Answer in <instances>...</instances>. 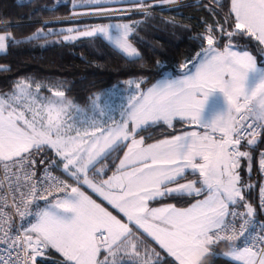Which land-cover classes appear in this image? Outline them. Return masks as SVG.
I'll use <instances>...</instances> for the list:
<instances>
[{"label": "snow or ice", "instance_id": "snow-or-ice-1", "mask_svg": "<svg viewBox=\"0 0 264 264\" xmlns=\"http://www.w3.org/2000/svg\"><path fill=\"white\" fill-rule=\"evenodd\" d=\"M101 2L89 0L93 5ZM130 4L145 16L153 8L145 0H130ZM115 11L96 9L97 14ZM230 20L233 31L224 27ZM139 23L115 25V35L110 32L113 26H97L79 31V35L99 33L126 58H142L129 41ZM73 31L78 30H67ZM216 31L227 37L222 50ZM56 34L65 41L76 39L63 31ZM237 34L264 45V0H230L224 24L207 26L199 37L200 51L180 65L178 77L157 81L146 90L141 89L143 78L127 81L130 87L134 84L135 91L119 121L105 118L99 96L91 100L97 116L77 121L73 113L83 110L67 100L64 91L49 89L51 97H41L45 85L36 83L33 90L26 79L18 81L10 93L0 95V164L4 171L0 179V244L7 252L6 259L0 256V264H37L38 257L53 249L64 257L60 264H123L124 257L130 258V264H199L210 246L233 241L235 222L227 217L241 214L230 212V206L243 201L244 189L250 187L241 183L238 169L241 158L252 157L241 147L253 148L264 132V67L258 66L248 51L234 50L232 38ZM43 35L38 29L26 39ZM21 42L0 35V52ZM3 70L7 69L0 67ZM174 121L203 131H183L146 146L143 137L137 139L147 127L162 122L172 128ZM122 148L127 150L111 176L107 165L96 167ZM47 152H53L56 159L48 161L43 180L35 181L36 157ZM259 164L264 171V153ZM53 168L60 169L65 179L53 176ZM186 169H191L192 175L198 173V180L179 183ZM85 187L122 217L87 195L82 190ZM173 194L204 198L187 208L149 207V201ZM50 196L53 199L49 200ZM261 198L264 201V188ZM36 200L47 204L33 214L30 206ZM244 207L247 211L242 214L240 236L255 213L250 204ZM8 209L21 219L34 215L35 223L11 236ZM152 244L174 259L162 260ZM227 255L242 264H264V247L233 246Z\"/></svg>", "mask_w": 264, "mask_h": 264}, {"label": "trees", "instance_id": "trees-1", "mask_svg": "<svg viewBox=\"0 0 264 264\" xmlns=\"http://www.w3.org/2000/svg\"><path fill=\"white\" fill-rule=\"evenodd\" d=\"M85 1L87 0H0V24H10L1 26L0 34L22 41L11 43L6 51L0 54V67L7 69L0 71V95L10 93L18 81L26 79L34 85L36 83L45 85L40 92L47 97L52 95L49 89L64 91L67 100L73 101L80 108L90 109L91 100L96 95L114 88L124 89L127 81L143 78L144 83L141 84V89L146 90L166 74L178 75L180 65L194 58L195 53L200 51V35L206 32L208 25L215 28L217 22L224 24L230 7V0H219V3L215 0H204L196 5L154 10L148 16L132 14L114 18L63 19L72 16L75 2ZM155 2L158 0H145V3ZM123 5H127L124 7L132 6L130 2ZM113 21L134 24L140 22L130 34L129 41L137 48L142 58H126L101 37L68 43L63 40L62 35L56 34L66 27L76 26L78 31H81ZM231 23L230 20L228 25H224L229 31L234 30L230 27ZM38 29H42L46 35L32 40L26 39ZM50 30L52 34H48ZM64 34L66 35V32ZM214 34L222 50L227 37H222L219 31ZM232 42L236 45L235 49L248 51L256 59L258 66L264 67L263 45L254 38L239 34L233 36ZM203 44L207 47L206 41ZM132 60L135 62H131ZM196 129L194 125L188 126L179 121H174L172 128L161 122L140 131L137 139L143 137L147 145L179 135L183 131ZM126 150L122 148L114 152L96 167L107 165V175L111 176L115 166L119 164V158L123 157ZM251 150L252 174L246 175L243 184L245 185L249 179L252 181L245 192L252 200V207L259 211L258 192L262 181L259 161L260 154L264 150V132L258 137L257 144ZM44 154L56 159L53 152ZM191 180H198V174L192 175L191 172H187L185 178L179 179L178 182L184 183ZM197 186L199 187V184ZM87 193L97 203H102V206L113 215L122 217L100 198L88 191ZM203 198V196L165 195L149 201V207L174 205L177 208H187L195 203L196 199ZM237 205L245 208L244 204ZM151 246L155 247L154 244ZM156 250L160 251L157 248ZM226 251H228L226 246L218 244L201 259L199 264H237L225 258ZM161 255L162 260H172L162 252ZM62 260L64 259L60 255L51 250L43 258L37 259V264H60ZM123 264H130V262H123Z\"/></svg>", "mask_w": 264, "mask_h": 264}, {"label": "built area", "instance_id": "built-area-1", "mask_svg": "<svg viewBox=\"0 0 264 264\" xmlns=\"http://www.w3.org/2000/svg\"><path fill=\"white\" fill-rule=\"evenodd\" d=\"M203 1L204 0H175L174 3H162L160 5H153L151 12L154 10H164V9H170V8H175L179 6H184V5H196ZM116 10L117 11H115L114 13H110V14H91V15H88L87 18H92V17L111 18V17L128 16L132 14H142L139 10L133 8L132 6L121 7V8H117ZM67 18H63V19H67ZM7 25H10V24H0V27L7 26ZM245 144H246V140L242 141V145H245ZM261 153H264V150ZM42 158L44 159V163L40 164L39 160ZM52 159L53 158L49 157L48 155L44 153H41L39 156L36 157L37 164L35 166V172H36V176L34 177L35 181L43 180L44 169L48 167V161ZM259 171H260V176L262 179L259 192H258L260 210L259 211L255 210L254 216L251 218V223L247 225L244 235L240 236L239 235L240 225L243 223L242 214H244L247 211V209L241 206H238V205H234L230 207V212H235L241 215H237L235 217L230 215L229 217H227L229 221L235 222L237 236L231 242H220L218 244L226 246L228 250H231V247L233 246L240 247V248H243L245 246H249V247L254 246V249L264 247V245L261 244V241L264 240V207H262V203H264V201H262V198H261V189L264 188V171L261 170L260 164H259ZM51 172L53 176H57V177H60L61 179H64L60 173V169L53 168L51 169ZM3 177H4V171H3L2 164H0V179H3ZM4 191H7V185H5ZM58 195L62 196L63 194H58ZM51 199H53V197L50 196L49 200ZM10 202H11V198L9 197V203ZM46 204H47V201L45 200H36L33 203V205L30 206L31 211L34 214L36 210H38L39 208L45 207ZM8 212L11 215V220H12L11 232H10L11 236H15L18 232H22L24 228L29 227L31 223H35L34 215L26 216L23 219H21L18 215L15 214L14 210L8 209ZM216 245L211 246V248L213 249ZM5 248H6L5 245L0 244V256L6 259L7 252ZM47 253L45 254V256L47 255ZM13 256H15V253H13ZM161 258L163 257L161 256Z\"/></svg>", "mask_w": 264, "mask_h": 264}, {"label": "rangeland", "instance_id": "rangeland-1", "mask_svg": "<svg viewBox=\"0 0 264 264\" xmlns=\"http://www.w3.org/2000/svg\"><path fill=\"white\" fill-rule=\"evenodd\" d=\"M130 0H102L101 4L100 5H93V4H90L89 3V0L85 1V2H75V6L73 4V14L72 16H70L69 18L67 19H82V18H87L88 15H91V14H97L96 12V9L97 7H104V8H109V9H117V8H121V7H124V6H127V5H123V4H126V3H129ZM162 3H159V2H155L153 3V5H160ZM85 16V17H83ZM111 18H114V17H111ZM65 19V20H67ZM118 24H129V25H133L134 23L132 22H123V21H113V22H109V23H106V24H98V25H95V26H92L90 28H87V29H84V30H81V31H85V30H90L92 28H95L97 26H104V27H107V26H113L112 28H110V32L115 35L116 34V31H115V28L114 26L115 25H118ZM68 29H73V30H78V27L76 26H71V27H66V28H62L60 29L59 31H64L66 32V35H73L76 37V39L74 40H70V41H65V42H68V43H71V42H75L77 40H80V39H86V38H92V37H101L103 38L106 42H108L112 47H114L116 50H118L120 53H122L114 44L110 43L108 40H106L104 38L103 35L101 34H96L94 36H91V37H88V36H80L79 35V31H73L72 33H68L67 30ZM48 32H52L51 30L48 31ZM45 35L46 33L43 32ZM0 35H5L6 34H0ZM43 35V36H45ZM264 47V45H263ZM234 50H237V49H234ZM6 51V50H5ZM4 51V52H5ZM4 52H0V54H3ZM123 54V53H122ZM124 55V54H123ZM125 56V55H124ZM263 56H264V53H263ZM132 59V58H130ZM181 74V70L179 71V74L176 75V76H171L170 74H166L162 79L160 80H164V79H172V78H176L178 77L179 75ZM159 80V81H160ZM132 81H136V80H132ZM33 85V90H35V85ZM126 88L124 89H111V90H108L106 93H100L96 96H99L100 97V105L101 107L103 108V110L105 111V113L107 114V117H111L112 119H115L116 121H119L120 120V113H121V110L126 107L127 105V100H128V97L129 95L135 91V86L134 84L130 87L127 82H126ZM58 91V90H56ZM39 96L41 97H47L45 96L44 94H42L41 92L39 93ZM95 96V97H96ZM94 97V98H95ZM80 108V107H79ZM82 109L83 111L81 112H74L73 113V116L74 118L77 120V121H87V120H91L93 117H96L97 116V110H94L92 109V107H90V109H83V108H80ZM84 127H87V124L84 125ZM197 131H203V129H200V128H197ZM257 141H258V137H257ZM255 147V146H254ZM253 147V148H254ZM252 148H248V147H241V151H249L250 154H251V157H252ZM54 154V153H53ZM62 168V166H61ZM99 168V167H98ZM250 169H251V160H248L247 158H241L240 160V167L238 169L239 171V174L241 176V183L243 184V181H244V178L246 177L247 174H250ZM187 172H191V169H186L185 170V174ZM60 173H61V170H60ZM62 174V173H61ZM198 174V173H197ZM64 178V176H62ZM65 179V178H64ZM68 183H72L70 181H68ZM184 183H187V182H184ZM182 184V183H181ZM244 185V184H243ZM171 186H175V185H171ZM260 188V187H259ZM248 189V188H247ZM82 190H84L86 192V194L88 195L87 191L92 193L93 195H95L96 197L100 198L102 201H103V198L102 197H99L96 193H93L91 189H88L87 187L83 188ZM245 192V191H244ZM92 198V197H91ZM157 198H160V197H157ZM156 198V199H157ZM93 199V198H92ZM106 204H108L107 201H104ZM109 205V204H108ZM110 207H112L111 205H109ZM231 207V206H230ZM113 208V207H112ZM116 210V209H115ZM118 211V210H116ZM122 215V214H121ZM126 219V218H125ZM54 252H56L54 249L52 250ZM160 252V251H158ZM230 252V250L226 251L224 256L226 258H229L231 261H235V262H239L242 264V262L240 261H236L234 258H232L231 256L227 255L228 253ZM59 255V254H58ZM122 255V254H121ZM160 256L161 255V252H160ZM44 257V256H43ZM43 257H38L37 259L39 258H43ZM62 258L64 259V257L62 256ZM125 259H127L128 261H130V258L128 257H124ZM100 259H103V254L100 256Z\"/></svg>", "mask_w": 264, "mask_h": 264}, {"label": "crops", "instance_id": "crops-1", "mask_svg": "<svg viewBox=\"0 0 264 264\" xmlns=\"http://www.w3.org/2000/svg\"><path fill=\"white\" fill-rule=\"evenodd\" d=\"M157 83V82H156ZM197 130V129H196ZM191 131H193V130H191ZM146 146V145H145ZM253 149V148H252ZM260 157H261V154H260ZM62 166V165H61ZM250 174H252V167H251V169H250ZM252 184V181L249 179L248 181H247V183L245 184V185H251ZM247 188H249V187H246L245 189H244V191H246L247 190ZM173 195H175V194H173ZM245 203H247V204H250L251 206H252V200L249 198V197H247V192H244V200L243 201H241L240 203H238L239 205H243V204H245ZM237 205V204H236ZM244 206V205H243ZM162 207H165V206H162ZM112 208V207H111ZM156 208H160V207H156ZM114 209V208H113ZM118 212V211H117ZM124 222H126V219L124 218ZM134 231H135V229H134ZM155 245V244H154ZM155 247L157 248V249H159L165 256H166V254L157 246V245H155ZM212 248H211V246H210V250H211ZM57 254H59L61 257H62V255L60 254V253H58V252H56ZM226 258V257H225ZM117 259L118 260H120V256H118L117 257ZM172 259H174V258H172ZM227 259H229V258H227ZM230 260V259H229ZM201 261V260H200ZM199 261V262H200ZM123 262H130V261H128L127 259H125V258H123ZM233 262H235V261H233ZM235 263H237V264H241V263H239V262H235Z\"/></svg>", "mask_w": 264, "mask_h": 264}]
</instances>
